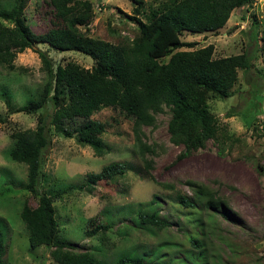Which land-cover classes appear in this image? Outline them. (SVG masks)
<instances>
[{
    "label": "rangeland",
    "instance_id": "rangeland-1",
    "mask_svg": "<svg viewBox=\"0 0 264 264\" xmlns=\"http://www.w3.org/2000/svg\"><path fill=\"white\" fill-rule=\"evenodd\" d=\"M1 2L5 0H0ZM93 18L88 33L115 44L130 41L138 33L131 18L145 15L168 0H89ZM141 2L142 14L134 8ZM26 22L34 32L48 28L50 7L47 0H28ZM255 18L257 37L252 24ZM7 24L6 22H4ZM85 30L84 26H79ZM264 34V0L231 11L223 27L216 31H183L168 44L193 42L196 49L213 46V57L245 53L249 68H237V79L225 98L209 97L210 112L218 120L217 139L183 154V147L169 141L167 107L156 114L154 126H144L142 139L155 145L147 155L145 171L137 155L131 119L118 109L102 108L91 116L104 122L102 139L106 152L96 156L88 145L75 136L64 137L51 126L55 106L50 99L29 113L16 109L40 99L47 81L36 52L25 49L13 60V68L0 66V221L5 230V264H57L50 247L31 248L19 212L26 201L37 204V197L24 188L26 166L8 158L13 131L32 129L42 116L47 127L48 145L42 151V175L37 189L53 196L58 237L72 243L75 250H97L115 262L117 256H130L134 249L149 254L154 247L163 249V261L181 256L179 250L205 255L209 264H264V49L258 40ZM47 53L53 67L74 61L90 67L93 60L73 50H56L46 44L35 46ZM165 61L167 57L160 58ZM81 119H64L63 126L74 130ZM126 163L125 173L97 183H87L88 174L109 163ZM204 185L225 201L224 207L211 213L196 197L187 182ZM156 182L160 183L157 184ZM181 192L195 202V208L177 204L174 194ZM158 210L168 226L157 229L138 221L139 212ZM222 213H225V217ZM111 222L110 228L97 235H87L88 220ZM188 235L196 237L193 246ZM164 243H172L171 249ZM202 259V257L200 258ZM154 262L151 261L150 264Z\"/></svg>",
    "mask_w": 264,
    "mask_h": 264
},
{
    "label": "trees",
    "instance_id": "trees-1",
    "mask_svg": "<svg viewBox=\"0 0 264 264\" xmlns=\"http://www.w3.org/2000/svg\"><path fill=\"white\" fill-rule=\"evenodd\" d=\"M252 0H168L144 14L146 20L138 16L131 18L138 25V33L128 42L112 43L93 37L88 33V25L94 12L89 0H47L50 7L48 28L34 32L26 22L25 8L28 0L0 1V66L13 68V60L18 53L31 49L37 53L41 69L47 81L41 90L40 99L19 106L16 111L29 113L50 99L54 106L51 126L64 137L75 136L77 141L88 145L96 156L106 152L102 139L105 124L91 116L96 111L110 107L118 109L131 119L133 142L137 155L145 171L150 168L147 155L155 152L154 144L143 139L144 126H154L155 116L167 107L170 118L167 122L169 141L183 147V154L201 148L209 139L216 140L218 120L210 112L209 97L225 98L237 79V68H249V58L245 53L224 57H213V46L208 44L196 49L193 42H177L172 48L168 44L183 31L202 33L216 31L226 23L231 11L249 5ZM141 2L133 10L142 14ZM6 22L7 24H5ZM252 24L257 37L255 18ZM84 26L85 30H80ZM264 49V34L258 38ZM46 44L56 50H73L88 55L93 64L83 67L74 61L53 67L47 53L37 48ZM167 57L165 61L160 58ZM81 119L82 124L74 130L63 126V120ZM50 127L42 116L32 129L13 131V144L7 151L8 158L26 166L24 188L37 197L36 206L26 201L19 212L31 248L50 247V255L57 264H209L205 255H194L179 250L181 256L163 261L158 255L162 247H154L149 254L134 249L130 256H117L116 261H108L103 253L87 249L75 250L72 243L58 237L53 196L37 189L42 175V151L48 143ZM126 163H109L98 172L88 174L87 183L94 184L125 173ZM160 185V183L156 182ZM194 195L202 199L211 213L222 209L225 201L208 187L187 182ZM177 204L195 208L193 199L181 192L174 194ZM225 217L227 215L222 213ZM138 221L157 229L168 226L158 210L151 213L139 212ZM107 221L91 217L86 229L87 235L94 236L110 228ZM3 229V223L0 221ZM0 226V264H5V230ZM193 246L200 243L193 235H188ZM171 249L172 243H164ZM202 257V259H200Z\"/></svg>",
    "mask_w": 264,
    "mask_h": 264
}]
</instances>
